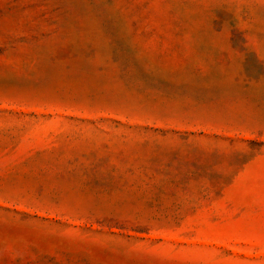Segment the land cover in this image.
I'll list each match as a JSON object with an SVG mask.
<instances>
[{
    "label": "rangeland",
    "instance_id": "rangeland-1",
    "mask_svg": "<svg viewBox=\"0 0 264 264\" xmlns=\"http://www.w3.org/2000/svg\"><path fill=\"white\" fill-rule=\"evenodd\" d=\"M0 264H264V0H0Z\"/></svg>",
    "mask_w": 264,
    "mask_h": 264
}]
</instances>
